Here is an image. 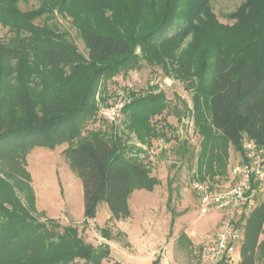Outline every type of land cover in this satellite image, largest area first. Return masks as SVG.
<instances>
[{"label": "trees", "instance_id": "trees-1", "mask_svg": "<svg viewBox=\"0 0 264 264\" xmlns=\"http://www.w3.org/2000/svg\"><path fill=\"white\" fill-rule=\"evenodd\" d=\"M27 1L0 0V27L6 29L0 38V154L8 165L12 162L11 167H0L7 177L0 176V264H81L80 260L82 264H101L107 257L108 250L93 249L77 227L62 226L53 219L42 222L33 216L31 178L23 169L26 154L33 146L52 149L66 143L62 155L81 182L84 224L95 218L102 202L114 220L127 219L133 190L151 191L159 181L149 176L137 156H125L128 148L117 134L97 131L81 137L83 123L98 110L93 83L116 67L117 71L135 68L141 59L165 71L167 62L176 63L171 70L186 75L184 62L175 59L188 31L199 45L214 42L208 71L209 120L197 126L201 154L213 151V135L236 150H241L245 138L264 149V0L240 4L227 15L233 21L231 27L219 23L211 0H36L38 6L22 11L19 3ZM66 14L72 18L86 56L67 33L52 24L58 15ZM175 19L183 23L179 37H155L167 32ZM37 20L41 23H35ZM125 22L134 27L146 24L141 28L144 33L122 29ZM227 32L231 34L223 46L221 35ZM217 36L219 41L211 39ZM136 47L140 55L135 54ZM56 64H88L82 84L73 88L53 85L55 91L49 92L51 81L45 73L48 65ZM34 90L41 93L34 97ZM157 112L158 105L132 100L123 109L126 127L140 141L155 138L147 120ZM207 161L205 169L210 172L213 163ZM241 221L239 263L256 264L264 231V200L241 215ZM261 260L264 264V256ZM151 264H160V258Z\"/></svg>", "mask_w": 264, "mask_h": 264}, {"label": "rangeland", "instance_id": "rangeland-1", "mask_svg": "<svg viewBox=\"0 0 264 264\" xmlns=\"http://www.w3.org/2000/svg\"><path fill=\"white\" fill-rule=\"evenodd\" d=\"M244 1L211 0L210 4L219 23L231 27L233 21L228 20L227 15ZM36 6V0L19 3L22 11ZM180 21L175 19L167 32H158L155 37H179L183 32ZM35 23L40 24L41 20ZM127 23L122 29L134 30L138 35L144 33L146 24L140 23L134 27L132 22ZM52 24L67 33L71 42L86 56L87 51L71 17L58 15ZM222 34L221 43L225 46L231 32ZM5 35L6 29L0 27V38ZM211 39L219 41L220 36ZM197 40L194 33L188 31L176 54V62H184L186 75L171 70L177 67L176 63L170 65L167 62L168 71H165L141 59L135 68L117 71L116 67L110 75L93 83V98L98 110L83 123L81 137L87 138L97 131L117 134L122 139V145L129 149L125 156H137L136 159L149 172V176L159 181L151 191L133 190L128 201L130 216L127 219L117 221L111 216L107 218L105 214H108V209L102 202L97 207L94 220L85 224L84 220H79L83 209L82 187L62 155L67 148L66 143L52 149L33 146L26 154L23 169L31 178L29 184L36 209L33 216L42 222L53 219L62 226L77 227L81 238L93 249L108 250L101 264H151L158 257L160 264H169L170 260L173 264H207L201 259V252L214 240L224 216L214 210L202 214L194 186L202 183L213 190L232 187V167L243 160L244 150L243 147L236 150L226 140L213 135V151L210 149L205 155L201 154L202 137L197 126L203 120L208 124L209 120L208 71L213 60L214 42L205 41L199 45ZM135 54L140 55L138 47ZM87 67L88 64L74 67L48 65L45 75L51 81L49 92L55 91L53 85H69V88L80 86L84 68ZM32 92L34 97L41 93L37 90ZM135 99L145 106H159V112L151 114L147 120L152 132L157 135L155 138L151 136L140 141L126 127L127 118L123 109ZM0 157V167L7 168L5 156L0 154ZM207 159L213 163L210 172L205 169ZM199 162L202 163V176L205 175L203 181L199 176ZM11 165L12 162L8 167ZM213 171L215 173L211 177ZM0 176L3 179L6 177L1 170ZM16 193L24 199L22 192ZM261 200H264V190L257 197V201ZM242 224L240 218L241 227ZM260 241L256 264H262L264 256V231ZM239 248L237 244L232 256L219 264H240ZM79 262L83 263L82 260Z\"/></svg>", "mask_w": 264, "mask_h": 264}, {"label": "built area", "instance_id": "built-area-1", "mask_svg": "<svg viewBox=\"0 0 264 264\" xmlns=\"http://www.w3.org/2000/svg\"><path fill=\"white\" fill-rule=\"evenodd\" d=\"M242 147L244 158L232 167V187L213 190L202 183L194 186L200 212L214 210L224 216L214 240L202 250L207 264H219L232 256L237 244L241 245L244 226V221L240 226L241 215H247L257 205V197L264 190V149L247 138L243 139Z\"/></svg>", "mask_w": 264, "mask_h": 264}, {"label": "crops", "instance_id": "crops-1", "mask_svg": "<svg viewBox=\"0 0 264 264\" xmlns=\"http://www.w3.org/2000/svg\"><path fill=\"white\" fill-rule=\"evenodd\" d=\"M147 192V191H146ZM37 196V195H36ZM129 201V200H128ZM106 216H107V218H109L110 217V214H109V211H108V214L106 213L105 214ZM96 218V217H95ZM79 220H81L82 222H83V209H82V216H81V219H79ZM94 220V219H93ZM189 238V237H188ZM130 242L132 243V241L130 240ZM193 243V242H192ZM201 259L203 260V257H202V252H201ZM238 260H240V256H239V254H238ZM170 262V263H169ZM168 263L169 264H173L174 262L172 261V260H170V261H168ZM204 264V263H203Z\"/></svg>", "mask_w": 264, "mask_h": 264}]
</instances>
